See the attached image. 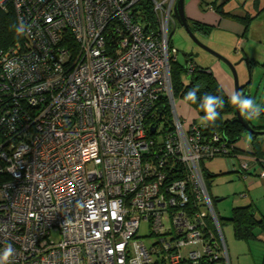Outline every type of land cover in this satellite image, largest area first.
<instances>
[{
    "label": "built area",
    "instance_id": "built-area-1",
    "mask_svg": "<svg viewBox=\"0 0 264 264\" xmlns=\"http://www.w3.org/2000/svg\"><path fill=\"white\" fill-rule=\"evenodd\" d=\"M6 1L31 26L0 51V252L12 246L9 264H230L201 162L230 157L242 176L258 164L264 175V158L236 154L179 113L176 0H149L155 27L140 0ZM163 96L172 119L158 131ZM144 220L150 244L138 234Z\"/></svg>",
    "mask_w": 264,
    "mask_h": 264
},
{
    "label": "rangeland",
    "instance_id": "rangeland-1",
    "mask_svg": "<svg viewBox=\"0 0 264 264\" xmlns=\"http://www.w3.org/2000/svg\"><path fill=\"white\" fill-rule=\"evenodd\" d=\"M236 0L232 1L234 4ZM8 2V1H7ZM226 8V7H225ZM171 30L173 33L171 34L172 43L177 49L176 58L178 62L181 64L184 60L183 53H190L193 61L202 67H207L209 64V60L214 59L222 64L225 71L230 76L231 83V94L235 91L234 79L231 73L230 68L222 61L209 54L201 47H199L188 35L183 27L179 24L176 26L171 25ZM257 30V32H255ZM195 37L202 42L204 45L208 46L212 50L216 51L213 40L215 39V34L213 31L206 34L200 30H192ZM250 32H254L252 34L257 33L259 37L264 38V19L256 20L252 24V28ZM258 51H261V48L256 47ZM220 54V53H219ZM228 58V57H226ZM232 62L234 57L228 58ZM236 73L238 77V82L240 86L246 87V92L248 96L251 98H256L257 103L264 102V69L255 68L247 64L244 61L239 62L236 66ZM261 69V70H260ZM184 82L186 80L184 79ZM178 104L179 113L184 115L185 117H190L193 111L189 108H186L182 105L178 98L175 99ZM261 100V102H260ZM188 110V111H186ZM166 119L161 121L158 126V131L162 130L166 124L171 123L172 115L169 113ZM200 118H197V122L199 123ZM254 122V121H253ZM249 136L241 137L238 141L233 143V146L238 151L250 152L252 148L249 147ZM264 138V135L260 136ZM232 158L225 156H215L211 159H205L201 162V167L208 172L209 174H213L214 177L210 178V184H208V191L213 200L215 211L220 218H229L231 211L234 207H240L243 205H247L250 202L254 204V210L264 211V187H262V181L257 177V173L254 175V169H251L250 172H247L244 176L240 174L238 170H235L231 164ZM233 161V160H232ZM253 173V174H252ZM251 174V175H250ZM204 179V178H203ZM252 182V185H250ZM255 184V185H254ZM244 195V196H241ZM218 199H220L218 201ZM164 223L166 225L169 224L168 215L164 216ZM222 232L227 248L228 257L230 260V264H233L232 255L229 252V236L230 231L232 230L231 224L227 221L222 223ZM138 234L145 238V243L150 244L153 239L148 237L149 229L147 221H142ZM54 238L56 235H52ZM232 240V239H231ZM233 241V240H232Z\"/></svg>",
    "mask_w": 264,
    "mask_h": 264
},
{
    "label": "crops",
    "instance_id": "crops-1",
    "mask_svg": "<svg viewBox=\"0 0 264 264\" xmlns=\"http://www.w3.org/2000/svg\"><path fill=\"white\" fill-rule=\"evenodd\" d=\"M232 1L184 0V13L188 20L211 27V31L215 34L213 42L218 53L228 58L234 57L233 61L245 58L252 69L259 67L264 69V38L259 37L257 33L252 34L254 32H250L254 21L264 19V0H236L234 4H232ZM247 17L251 18L249 22L246 20ZM258 46L261 51L256 49ZM205 68L212 73L226 95H231L230 76L222 64L217 60L211 59ZM256 98L257 96L253 99L256 100ZM180 102L184 107L193 111L190 117H185L184 115L182 117L187 120H197L196 111L188 107L184 102ZM260 104L264 105V102ZM260 136L262 135H259L258 141L262 144V149H264V138ZM249 147L252 148L250 141ZM239 155L256 156L252 151L247 153L241 151ZM253 169L254 175L257 173V177L264 184L261 165L258 164ZM250 185H252V182H250ZM247 205H251L256 220L264 217V211L257 210L259 213L257 214L252 202ZM228 223L231 224V222ZM253 234L254 237L250 238H236L232 227L228 246L233 258V264H264V229L256 226L253 228Z\"/></svg>",
    "mask_w": 264,
    "mask_h": 264
},
{
    "label": "trees",
    "instance_id": "trees-1",
    "mask_svg": "<svg viewBox=\"0 0 264 264\" xmlns=\"http://www.w3.org/2000/svg\"><path fill=\"white\" fill-rule=\"evenodd\" d=\"M139 3L142 5L143 16L149 21L152 27H155L152 7L149 0H140ZM246 20L247 22H249L251 18L247 17ZM187 22L191 30H200L206 34L210 33L211 31V27L209 26L201 25L188 19ZM13 24H17L15 11L12 4L9 1H6L3 5L0 4V51L5 50L9 46L22 39L21 36L17 37L15 35L14 30H11V25ZM176 25L177 23L175 21V26ZM172 33L173 31L171 32V34ZM107 43L110 45V43H113V40L109 39ZM172 46L173 43L170 37L169 47ZM184 59L187 60V64L192 63L194 65L191 71L188 70L187 64L186 66H184L183 62L180 64L177 59L170 61V81L174 98H178L180 101L184 102V94L197 84L201 85V90L198 95L202 96L205 92H207L212 95L223 96L225 99V108L222 110L220 118L217 119L214 125L202 128L207 135H211L213 133L220 134L228 144H233L232 141L236 139L238 141L242 137V134L245 132V129L240 123L235 120V107L228 102L229 96H227L223 89L219 86L211 72H209L206 68L197 65L193 61L190 53H185ZM184 79L186 80V82H184ZM246 89L247 88L244 87L240 92L245 95ZM185 104L196 111L198 118L203 115V113L199 110L198 104L194 105L190 102ZM157 107L159 112L163 116L167 117L169 115L167 100L164 96L158 100ZM248 122L253 128L264 130V113L261 114L258 120H255L254 122ZM258 137L259 136H251L250 142L252 146V153L256 155L255 157L264 158V149H262V144L258 141ZM234 152L236 154H239V152L241 151H238L234 147ZM201 170L205 185L208 190L210 178L214 177V175L209 174L202 167ZM254 214L255 213L251 208V205H246L234 207L229 218H220L218 217V215L217 217L220 226L226 221L231 222L236 238H250L254 237V227L259 226L264 229V217H262L260 220H256ZM207 224L209 227H211V223L209 221H207ZM200 264L211 263L201 262Z\"/></svg>",
    "mask_w": 264,
    "mask_h": 264
},
{
    "label": "clouds",
    "instance_id": "clouds-1",
    "mask_svg": "<svg viewBox=\"0 0 264 264\" xmlns=\"http://www.w3.org/2000/svg\"><path fill=\"white\" fill-rule=\"evenodd\" d=\"M30 25L20 20L17 24L11 25V30H14L17 37L23 36L30 32ZM5 70L9 76L13 75L17 70V65L9 61L5 64ZM201 90V85L197 84L187 91L183 100L185 103L198 104L199 110L203 113L199 123L202 127H209L215 124L220 118L222 110L225 108V99L223 96L212 95L205 92L202 96L198 95ZM228 102L234 106L239 113V116L245 121L258 120L264 113V105L257 103L255 99L244 95L239 91H234L228 97ZM251 139V136L248 137ZM14 255V249L8 245L3 252H0V264H9L10 258Z\"/></svg>",
    "mask_w": 264,
    "mask_h": 264
},
{
    "label": "water",
    "instance_id": "water-1",
    "mask_svg": "<svg viewBox=\"0 0 264 264\" xmlns=\"http://www.w3.org/2000/svg\"><path fill=\"white\" fill-rule=\"evenodd\" d=\"M173 17H174L176 23L179 24L181 27H183L185 29V31L188 33L189 37L199 47H201L203 50H205L209 54L213 55L214 57H216L220 61L224 62L230 68L232 76H233V79H234L235 91H239L240 92L244 88V86H240L239 85L235 66L241 61H244V62H246L248 64V61L245 58H243V59L238 60L237 62H232L228 58H226L225 56L215 52L214 50H212L211 48H209L208 46H206L202 42H200L195 37L194 33L190 29L189 24L187 22V18H186L185 13H184V0H176V2L174 4V7H173ZM184 56H185V53H183V57ZM183 64H184V66H186V64H187V60L186 59L183 60ZM245 95L248 96V93L246 92ZM235 120L238 123H240L245 129V132L242 134V137H244V136L264 135V130H258V129L253 128L248 121H245L244 119H242L239 116L238 110L236 108H235ZM159 121H160V117L157 118V122H159ZM151 131H154V127L151 128ZM236 141H237V139L232 141V143H235ZM219 200L220 199H218V201Z\"/></svg>",
    "mask_w": 264,
    "mask_h": 264
}]
</instances>
